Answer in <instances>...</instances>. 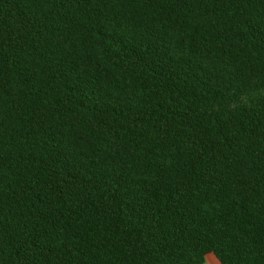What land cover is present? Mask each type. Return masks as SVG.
I'll return each instance as SVG.
<instances>
[{
	"label": "trees",
	"instance_id": "trees-1",
	"mask_svg": "<svg viewBox=\"0 0 264 264\" xmlns=\"http://www.w3.org/2000/svg\"><path fill=\"white\" fill-rule=\"evenodd\" d=\"M264 264V0H0V264Z\"/></svg>",
	"mask_w": 264,
	"mask_h": 264
},
{
	"label": "crops",
	"instance_id": "crops-1",
	"mask_svg": "<svg viewBox=\"0 0 264 264\" xmlns=\"http://www.w3.org/2000/svg\"><path fill=\"white\" fill-rule=\"evenodd\" d=\"M203 264H220V263L216 260V258L213 255L209 254L205 256Z\"/></svg>",
	"mask_w": 264,
	"mask_h": 264
}]
</instances>
